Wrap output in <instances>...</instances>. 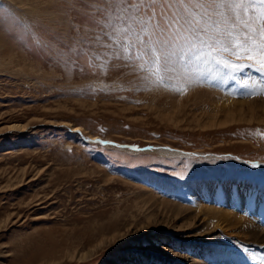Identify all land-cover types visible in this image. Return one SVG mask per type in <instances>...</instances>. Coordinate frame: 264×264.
<instances>
[{
	"label": "rangeland",
	"instance_id": "374dc122",
	"mask_svg": "<svg viewBox=\"0 0 264 264\" xmlns=\"http://www.w3.org/2000/svg\"><path fill=\"white\" fill-rule=\"evenodd\" d=\"M118 6L0 0V264H251L263 246L189 239L141 206L149 195L191 209L216 201L196 190L205 183H245L264 196V168L245 165L264 163L263 105L242 108L248 122H239L241 108L211 104L264 101V76L236 74L255 89L150 83L137 62L109 55L108 34L128 23L113 24Z\"/></svg>",
	"mask_w": 264,
	"mask_h": 264
},
{
	"label": "snow or ice",
	"instance_id": "6c2138e0",
	"mask_svg": "<svg viewBox=\"0 0 264 264\" xmlns=\"http://www.w3.org/2000/svg\"><path fill=\"white\" fill-rule=\"evenodd\" d=\"M118 8L109 55L137 62L142 79L236 81L252 69L264 76V0H110ZM126 5V6H125ZM12 22L23 27L15 18ZM96 39H99L98 37ZM91 47L92 42H87ZM127 66V65H125ZM264 87V81L260 82ZM108 144L109 141H99ZM255 167V166H253Z\"/></svg>",
	"mask_w": 264,
	"mask_h": 264
},
{
	"label": "bare ground",
	"instance_id": "6f19581e",
	"mask_svg": "<svg viewBox=\"0 0 264 264\" xmlns=\"http://www.w3.org/2000/svg\"><path fill=\"white\" fill-rule=\"evenodd\" d=\"M193 95L206 96L203 93H194ZM217 102L218 101H214L211 102V104H213V106L217 108V111L221 109L220 111L224 113L229 110L235 111L237 108H241L238 109L241 110L239 115L236 114L239 117V122L242 120L248 122V120L243 119L244 117H240L243 114L242 108H248L252 105L261 104L263 105L261 106L262 109H264V101L262 100H259L260 103L258 102V100L257 102ZM253 115L249 117V120L254 119ZM227 117L229 119V117L231 116L229 115ZM235 119V116L232 115L231 120L229 121H234ZM9 129V132H11L19 130L20 127L19 125H12L11 127H9ZM75 130H77V128H75ZM158 152L162 155L180 154L179 151H176L171 148H166L165 150H158ZM245 165L251 167L255 166L254 168H264V163L246 162ZM196 190H201L202 192H205V194L210 196V199L214 198V200H216L214 201L215 203L212 201H206L204 204H202L201 202L195 200L194 208L191 209L181 207L169 201L161 200L153 195H149L147 196L145 201L142 200L143 202L141 210L143 207V210L149 213L148 215H150L151 213H157L162 215V217H164V225H170V228H172L171 230H174L173 232L175 234L186 235L185 237L189 239H193L196 237L209 239L213 236H216L217 234H224L227 235V237L229 238L233 237L237 240L239 239L243 242L250 243L253 246H263L264 249V196L262 194L260 195L253 186L237 182H224L212 184L205 183L202 185H198ZM201 195L199 194V196ZM178 222H182V225L179 227L174 226V223ZM172 256L175 257L178 255L172 254ZM87 258L88 256L83 257V259L85 260ZM249 258L251 259V264H264L263 252L261 253V255H258L257 253L251 255L249 253ZM192 260L190 264H200L197 262V260ZM230 263L237 264L235 257L230 258ZM243 263L244 262L242 261L241 264Z\"/></svg>",
	"mask_w": 264,
	"mask_h": 264
}]
</instances>
